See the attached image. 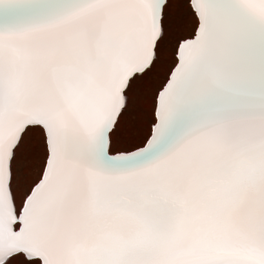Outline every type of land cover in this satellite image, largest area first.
Listing matches in <instances>:
<instances>
[{
    "label": "snow or ice",
    "instance_id": "1",
    "mask_svg": "<svg viewBox=\"0 0 264 264\" xmlns=\"http://www.w3.org/2000/svg\"><path fill=\"white\" fill-rule=\"evenodd\" d=\"M0 264H264V0H0Z\"/></svg>",
    "mask_w": 264,
    "mask_h": 264
}]
</instances>
